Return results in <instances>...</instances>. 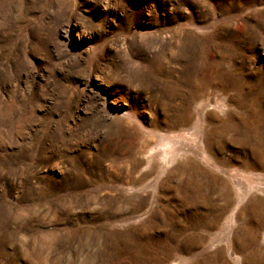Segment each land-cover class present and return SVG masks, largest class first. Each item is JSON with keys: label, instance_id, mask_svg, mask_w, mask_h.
I'll return each mask as SVG.
<instances>
[{"label": "rangeland", "instance_id": "obj_1", "mask_svg": "<svg viewBox=\"0 0 264 264\" xmlns=\"http://www.w3.org/2000/svg\"><path fill=\"white\" fill-rule=\"evenodd\" d=\"M0 264H264V0H0Z\"/></svg>", "mask_w": 264, "mask_h": 264}]
</instances>
